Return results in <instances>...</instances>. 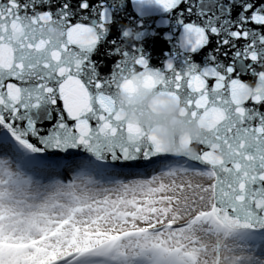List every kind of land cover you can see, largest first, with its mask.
<instances>
[{
  "label": "snow or ice",
  "instance_id": "6c2138e0",
  "mask_svg": "<svg viewBox=\"0 0 264 264\" xmlns=\"http://www.w3.org/2000/svg\"><path fill=\"white\" fill-rule=\"evenodd\" d=\"M0 264H264V0H0Z\"/></svg>",
  "mask_w": 264,
  "mask_h": 264
},
{
  "label": "clouds",
  "instance_id": "9594fccd",
  "mask_svg": "<svg viewBox=\"0 0 264 264\" xmlns=\"http://www.w3.org/2000/svg\"><path fill=\"white\" fill-rule=\"evenodd\" d=\"M151 100V96L145 97L143 100L144 105L150 104ZM130 115H132L131 111ZM139 120L142 126L151 123L155 135L163 140H167L172 135L178 138L182 134L195 135L200 131L195 123H181L178 116V107L172 104L160 107L156 113H152L146 108L145 115L140 116Z\"/></svg>",
  "mask_w": 264,
  "mask_h": 264
},
{
  "label": "water",
  "instance_id": "95a60500",
  "mask_svg": "<svg viewBox=\"0 0 264 264\" xmlns=\"http://www.w3.org/2000/svg\"><path fill=\"white\" fill-rule=\"evenodd\" d=\"M122 7H131L133 14H134V18H138V19L145 21L146 25H148V26H154V23H153L154 20L156 23H161V18L164 15L161 12V10L157 6H155L154 4L138 6V5L131 4L129 2L128 4L122 5ZM123 19L126 20L127 16L125 15L123 17ZM161 27H163L162 24H161ZM155 37H156V33L151 32L145 36V39H151V38H155ZM112 38H114V37L110 34L109 39H112ZM159 40L161 42L162 52L168 51L170 48V45L168 44V41L164 39V31L163 30L159 33ZM145 47L147 50H149V52L151 51V49H149L147 47V42L145 43ZM103 50H104V48L101 47L100 51L103 52ZM97 58L107 59V57H94V59H97ZM197 62H199V60ZM153 64L156 66H159V62L156 60H153ZM129 178H132V177H129Z\"/></svg>",
  "mask_w": 264,
  "mask_h": 264
}]
</instances>
